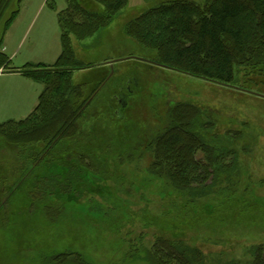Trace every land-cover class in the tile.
Here are the masks:
<instances>
[{
  "label": "rangeland",
  "instance_id": "1",
  "mask_svg": "<svg viewBox=\"0 0 264 264\" xmlns=\"http://www.w3.org/2000/svg\"><path fill=\"white\" fill-rule=\"evenodd\" d=\"M171 1L127 0L95 35L71 38L75 58L89 66L72 71L73 84L90 93L105 79L103 88L80 119L78 135L61 143L11 197L8 191L33 162L0 145V264H49L52 255L69 252L90 264H147L143 248L161 231L182 235L215 260H249L246 246L264 243V96L158 66L152 62L156 52L125 34L127 22ZM27 2L36 8L40 0ZM46 3L57 10L66 6L64 0ZM10 26L4 33L0 24L3 54ZM25 32L22 26L17 31L18 58L31 47L32 33ZM246 77L238 72L237 85ZM179 102L198 106L237 158L230 182L221 177L202 198L190 199L149 170L148 142ZM0 113V123L14 115ZM127 253L133 257L120 263Z\"/></svg>",
  "mask_w": 264,
  "mask_h": 264
},
{
  "label": "trees",
  "instance_id": "2",
  "mask_svg": "<svg viewBox=\"0 0 264 264\" xmlns=\"http://www.w3.org/2000/svg\"><path fill=\"white\" fill-rule=\"evenodd\" d=\"M64 1L65 9L57 14L61 52L52 65L28 63L18 69L9 68V58L0 52L2 72H17L42 86L37 105L28 116L0 123V145L17 148L27 163L33 162L7 197L18 192L28 176L45 159H50L61 143L78 135L80 119L103 88L105 79L90 93L84 84H73L72 71L89 66L75 58L71 38L83 41L92 37L109 25L127 4V0ZM21 2L0 0L3 32L15 19ZM124 31L143 47L156 52L152 62L158 66L264 96V0H206L201 5L175 0L148 9L127 22ZM240 71L247 77L237 85L236 74ZM236 132L241 134L240 130ZM217 135L214 123L198 106L188 102L174 104L168 111L166 127L151 137L146 147L152 156L150 172L190 199L210 194L221 177L230 182V175L237 167L235 151L222 145ZM246 247L244 255L249 260H215L182 235L161 231L151 247L143 248V258L147 264H264V243ZM132 257L127 253L120 263ZM48 262L90 264L77 252L52 255Z\"/></svg>",
  "mask_w": 264,
  "mask_h": 264
},
{
  "label": "crops",
  "instance_id": "3",
  "mask_svg": "<svg viewBox=\"0 0 264 264\" xmlns=\"http://www.w3.org/2000/svg\"><path fill=\"white\" fill-rule=\"evenodd\" d=\"M27 1L22 0V3L25 2V6L18 10L7 35L4 37L3 34L2 50L9 58L10 63L16 62L12 65L15 69L28 63L52 65L61 52L57 14L65 8L60 10L53 6L46 8V4H48L46 0H40L38 6L33 8ZM27 3L28 5H26ZM21 26L25 28V35L32 33V38L30 49L18 58L16 37ZM102 70L104 69L102 68ZM0 79V111L14 114L10 120L20 118L17 117L20 114H22V118L28 116L37 105L42 86L13 71L2 72L0 70Z\"/></svg>",
  "mask_w": 264,
  "mask_h": 264
}]
</instances>
